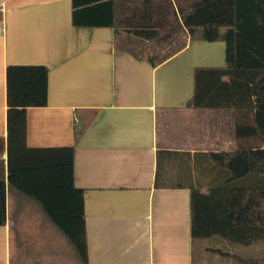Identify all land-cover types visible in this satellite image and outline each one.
Listing matches in <instances>:
<instances>
[{
	"label": "crops",
	"instance_id": "crops-1",
	"mask_svg": "<svg viewBox=\"0 0 264 264\" xmlns=\"http://www.w3.org/2000/svg\"><path fill=\"white\" fill-rule=\"evenodd\" d=\"M73 12L72 0H0V264H82L38 203L7 183L9 66L48 70L46 105L25 111V145L74 148L87 264H208L195 259L190 190L225 182L208 154L237 149L235 116L187 104L194 69L226 65L224 41L187 38L152 65L128 46L145 42L75 26Z\"/></svg>",
	"mask_w": 264,
	"mask_h": 264
},
{
	"label": "trees",
	"instance_id": "trees-1",
	"mask_svg": "<svg viewBox=\"0 0 264 264\" xmlns=\"http://www.w3.org/2000/svg\"><path fill=\"white\" fill-rule=\"evenodd\" d=\"M72 2L75 26L118 29L145 42L142 46L171 50L156 62L150 57L152 65L181 50L187 38L224 41L226 65L194 69L193 94L187 106L232 110L237 149L208 154L226 180L206 193L190 190L191 239L218 236L244 247L264 243V183L234 185L253 173L264 177V0ZM79 13L89 17L81 21ZM47 74L42 66L6 69L7 183L38 203L82 264H87L83 191L73 186L74 148L30 149L25 145V111L46 105ZM4 223L5 179L1 174L0 226ZM237 260L264 264V256Z\"/></svg>",
	"mask_w": 264,
	"mask_h": 264
},
{
	"label": "rangeland",
	"instance_id": "rangeland-1",
	"mask_svg": "<svg viewBox=\"0 0 264 264\" xmlns=\"http://www.w3.org/2000/svg\"><path fill=\"white\" fill-rule=\"evenodd\" d=\"M128 46L137 55L142 57H152L158 59L165 57L168 53H171V50L161 52L154 45H148L145 47L142 45L138 46L135 43L130 42ZM257 183H264V177H258L255 173H253V176L251 175L246 179L235 182L234 185L236 187H251ZM218 185H222V183L219 181L218 183L213 184L212 187H217ZM69 246L71 247V245ZM194 250L195 259L202 258V260L208 264H240L237 260L238 258L248 259L263 257L264 243H255L252 246L244 247L231 244L218 236H214L209 239L197 240L194 245ZM72 252H74L73 249ZM233 256L238 258L235 259Z\"/></svg>",
	"mask_w": 264,
	"mask_h": 264
}]
</instances>
